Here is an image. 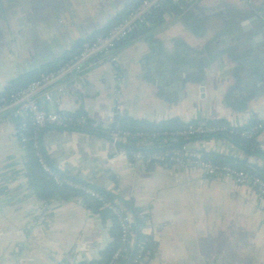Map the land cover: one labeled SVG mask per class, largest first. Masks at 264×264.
Segmentation results:
<instances>
[{
    "label": "crops",
    "instance_id": "1",
    "mask_svg": "<svg viewBox=\"0 0 264 264\" xmlns=\"http://www.w3.org/2000/svg\"><path fill=\"white\" fill-rule=\"evenodd\" d=\"M136 1L0 0V93L73 51ZM181 2V14H165L161 25L148 21L135 41L117 45V66L99 60L85 67L67 79L77 86L73 95L51 104L39 100L40 106L53 113L80 110L109 125L116 76L124 117L264 124V0ZM256 36L261 40L253 43ZM40 140L53 171L139 209L141 232L155 245L142 264H264V200L248 188L173 167L130 165L110 141L92 134L49 128ZM255 143L264 154V128ZM187 146L264 167L263 159L224 138ZM24 156L13 121L1 118L0 264L98 259L112 241L111 221L80 198H37L26 184Z\"/></svg>",
    "mask_w": 264,
    "mask_h": 264
},
{
    "label": "built area",
    "instance_id": "2",
    "mask_svg": "<svg viewBox=\"0 0 264 264\" xmlns=\"http://www.w3.org/2000/svg\"><path fill=\"white\" fill-rule=\"evenodd\" d=\"M169 2H177V0H140L136 8L128 13L121 22L109 29L105 35L99 36L91 42L81 44L78 51L58 70L41 76L40 79L13 94L0 96V120L5 117L13 122L17 121L14 126L18 142L21 145L26 144L28 141L32 142V148L41 169L52 178L53 182L58 186H66L81 191L90 198L101 202L102 207L108 209L115 218L120 231V247L108 264H118L120 256H133V264H142L145 260L144 242L137 244L135 241L134 217L119 202H107L98 191L78 181L63 178L61 174L53 171L47 165L39 143V132L45 128L66 129L73 123L80 125L86 117L81 116L74 119L64 113L48 112L40 106L39 100L51 104L63 97L73 95L77 91V86L75 83L67 82V79L99 60H104L113 67L117 66L119 58L115 54L116 46L143 25L153 11ZM247 3L250 4V2ZM112 82L113 120L108 128L110 130L109 140L112 144H115L122 141L129 133L117 131L119 121L124 117L122 114V91L118 77L114 76ZM97 124L98 122H93L94 126ZM235 128L230 125L207 127L206 123L196 122L187 124L182 130L165 132L163 135L171 141L178 138L189 140L205 134L223 135L228 129L235 130ZM262 128H264V124L247 127L240 132V136L245 139H253ZM135 136L140 138V146L150 137L142 134H136ZM113 152L115 153V151ZM119 154L126 155L123 151H120ZM168 159L172 163L171 167L177 170L194 172L207 178L222 177L237 186L248 188L264 200V180L228 166L213 164L203 158L199 150L189 149L187 145H183L170 157L164 152L147 156L140 152H134L131 159L128 160L130 165L137 163L158 165Z\"/></svg>",
    "mask_w": 264,
    "mask_h": 264
},
{
    "label": "trees",
    "instance_id": "3",
    "mask_svg": "<svg viewBox=\"0 0 264 264\" xmlns=\"http://www.w3.org/2000/svg\"><path fill=\"white\" fill-rule=\"evenodd\" d=\"M181 1L182 0H177V2H171V3L169 2L165 4L164 6H162L161 8L156 9L145 20L144 24H146L149 21V22H155L157 25H161L164 21L163 17L165 16V14L167 13H171L173 15L181 14L184 8V5L182 4ZM139 2L140 0L136 1V3L133 4L132 6H129L119 19H116L114 22H112L107 27H105L103 30L94 34V36L88 39H85L83 41H80L73 51L64 52L62 56L59 57L58 59L52 62H48L44 65H41L37 70L27 73V74H23L19 76L18 78L12 80L10 83H8V85L5 87L3 92L0 93V96H8L10 94H13L16 91L22 88H25L30 83L40 79L41 76L58 70L78 51L81 44L91 42L95 38L105 35L109 29H111L113 26L121 22L122 19L128 15V13H130L134 8H136ZM136 32L137 31L135 30L130 36H128L125 40L120 42L118 46L119 45L122 46L124 44H128V43L135 41L137 38ZM64 114H67L74 119L79 118L81 116L86 117V119L83 121L82 124L76 125L75 123H73L70 126H68V128H66L67 130H71V131H75L79 133L92 134L94 136L101 137V138H104L110 141L109 140L110 130L108 128L109 125H104L98 122V124L94 126L93 125L94 121L90 119L83 111H80V110L74 113H64ZM13 123L15 125L17 124V121H14ZM221 125L226 126V124L221 121L206 123L207 127H214V126H221ZM255 125L256 124H253L251 126H255ZM186 126L187 124L181 123L174 119L167 120V121H159V122H148L144 120H140V121L135 120L130 117H123L119 121L117 131L128 132L129 135L124 137L122 141L112 144V147L117 152H120V151L125 152L128 159H131V155L134 152H140L141 154L145 156L156 154L159 152H164V153H167L170 157L174 152H176V150H179L184 145L183 142L186 140L182 138H178L174 141H171L168 139L167 136L163 135V133L179 131V130L184 129ZM46 129H49V128H45L39 132V143L41 142L40 140L41 134ZM243 129L245 128L236 127L235 130L228 129L226 132L223 133V135L205 134L204 136L200 135L196 138H190L189 140L194 142V141L203 140V139L224 138V139L231 141V143H233L235 146L241 148L248 155H253V156L258 157L259 159L264 160V154L258 150L257 145L255 143V139L259 136L260 132L253 139H245L240 136V132ZM230 131H232L233 133ZM136 134H142L146 136L148 135L150 137L146 139L145 142H143L144 144L142 146H140L141 140L138 136H135ZM23 149L25 153L24 165H25V170H26V174H25L26 184H27V187L32 191L34 195H36L37 198L43 201H50L53 199L68 200L71 198H80L85 208H87L88 210L92 212L99 214L104 222L111 221L112 225L109 230L110 236L112 238L111 243L99 253L98 259L91 260L88 262L77 263V264H108L111 261V258L114 255V253L120 247L119 226L115 218L112 216L111 212L108 209L103 208L101 202H98L97 200L90 198L88 195L84 194L81 191H77V190L68 188L66 186L56 185L53 182L52 178L41 169V166L39 165L38 160L35 156V151L32 148L31 141H28L26 144H24ZM201 155L203 158H205L207 161H210L213 164H216L219 166H228L235 170L243 171L247 174L257 176L260 179L264 180V167L259 168L257 166H250L245 161L232 159L230 157L218 155V154H203L201 152ZM171 165L172 163L170 162L169 159L164 160L163 162L158 164V166L165 167V168H170ZM151 166H156V165L151 164ZM61 176L63 178L70 179L68 176H64V175H61ZM98 192L107 202H113L116 200H120L107 193H104L101 191H98ZM122 207L127 210V208L124 205ZM130 213L134 217L135 241L137 244L142 241L144 242L145 258L146 257L150 258L152 257L154 253L155 245L153 244L152 240L149 237H145V235L142 234L141 232V229L143 227V217L141 216L139 209H136L134 207H132ZM132 258L133 256L131 255L123 256V257L120 256L118 259V264H133Z\"/></svg>",
    "mask_w": 264,
    "mask_h": 264
},
{
    "label": "water",
    "instance_id": "4",
    "mask_svg": "<svg viewBox=\"0 0 264 264\" xmlns=\"http://www.w3.org/2000/svg\"><path fill=\"white\" fill-rule=\"evenodd\" d=\"M264 31V30H263ZM259 40H261V36H256L255 38H253V40H252V42L254 43V42H258ZM191 142H193V141H191V140H186V141H184L183 143H184V145H188V144H190ZM121 203L127 208V210L130 212L131 211V208L125 203V202H122L121 201Z\"/></svg>",
    "mask_w": 264,
    "mask_h": 264
},
{
    "label": "rangeland",
    "instance_id": "5",
    "mask_svg": "<svg viewBox=\"0 0 264 264\" xmlns=\"http://www.w3.org/2000/svg\"><path fill=\"white\" fill-rule=\"evenodd\" d=\"M7 17V15H5Z\"/></svg>",
    "mask_w": 264,
    "mask_h": 264
}]
</instances>
